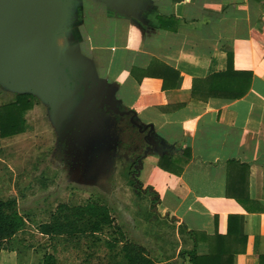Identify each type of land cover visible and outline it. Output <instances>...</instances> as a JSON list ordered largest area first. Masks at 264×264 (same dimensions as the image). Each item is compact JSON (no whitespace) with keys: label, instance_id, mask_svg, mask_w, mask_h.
<instances>
[{"label":"crops","instance_id":"crops-1","mask_svg":"<svg viewBox=\"0 0 264 264\" xmlns=\"http://www.w3.org/2000/svg\"><path fill=\"white\" fill-rule=\"evenodd\" d=\"M135 1L128 11L105 0H65L69 31L57 43L68 39L89 62L82 75L153 126L143 132L139 179L158 192L159 211L184 240L175 260L155 259L194 264V250L211 257L196 264H264V46L251 35L254 26L264 35V0ZM229 48L234 68L253 73L250 91L194 97V79L227 69ZM164 155L180 162V176L158 165ZM9 251L0 264L13 263Z\"/></svg>","mask_w":264,"mask_h":264},{"label":"rangeland","instance_id":"rangeland-1","mask_svg":"<svg viewBox=\"0 0 264 264\" xmlns=\"http://www.w3.org/2000/svg\"><path fill=\"white\" fill-rule=\"evenodd\" d=\"M68 42L65 47L56 44L66 50ZM1 85L0 106L16 95ZM72 87L74 107L67 123L56 122L52 104L38 97L24 114L26 130L0 137V199L15 197L26 216L23 229L7 242L9 260L42 264L46 253H54L58 264L121 263L120 231L153 259L175 260L184 248L182 232L154 205L135 166L145 151L144 133L133 129L127 117L101 110L97 97ZM88 202L108 206L120 230L107 227L100 242L40 232V224L50 221L60 204Z\"/></svg>","mask_w":264,"mask_h":264},{"label":"water","instance_id":"water-1","mask_svg":"<svg viewBox=\"0 0 264 264\" xmlns=\"http://www.w3.org/2000/svg\"><path fill=\"white\" fill-rule=\"evenodd\" d=\"M105 1L128 11L136 3L135 0ZM66 23L65 0H0V83L15 92H32L49 101L56 122L67 123L70 119L74 107L73 84L94 96L101 93L102 106L107 105L122 115L133 113L131 122L141 132L149 127L153 130L152 124L144 127L135 121L134 111L121 112L116 102L109 101L110 87H99L82 75L90 65L76 47L66 51L56 48L54 38L63 32ZM149 136L147 132L145 140L152 145Z\"/></svg>","mask_w":264,"mask_h":264},{"label":"trees","instance_id":"trees-1","mask_svg":"<svg viewBox=\"0 0 264 264\" xmlns=\"http://www.w3.org/2000/svg\"><path fill=\"white\" fill-rule=\"evenodd\" d=\"M251 35L264 46V35L257 27H253ZM228 67L224 71L214 72L205 78L194 79L192 93L199 99H209L211 97H222L228 99H238L245 96L251 88L253 73L250 71L236 70L234 68V50L229 48ZM179 74V73H178ZM181 76H178V82L181 83ZM164 78V86H167ZM37 101V97L32 92H17L15 99L0 106V136L2 138L22 133L26 130L25 112L32 109ZM139 132V131H138ZM140 133V132H139ZM158 165L170 172L171 177L180 176L182 166L179 161L171 155H164L159 159ZM152 199L154 205L160 203V195L152 188ZM26 216H24L18 207V201L15 197L0 199V252L10 250L7 242L11 240L24 225ZM120 230L118 225H114V219L111 209L97 202H88L85 204L71 205L62 203L57 207L56 212L48 222L40 224V232L50 238L65 237L75 238L93 237L97 241H102L99 236L107 227L112 226ZM194 242L197 241V234L190 232ZM122 262L117 264H158L153 259L146 248L133 242L125 237L120 231ZM182 254L184 253L181 252ZM190 261L194 264L202 259L209 257H200L192 250L188 251ZM213 256L218 253L210 254ZM223 254H219L221 257ZM234 254L232 255L233 258ZM263 260V259H262ZM42 264H58L57 257L54 253H46L43 257Z\"/></svg>","mask_w":264,"mask_h":264},{"label":"flooded vegetation","instance_id":"flooded-vegetation-1","mask_svg":"<svg viewBox=\"0 0 264 264\" xmlns=\"http://www.w3.org/2000/svg\"><path fill=\"white\" fill-rule=\"evenodd\" d=\"M68 49V47L66 48V50ZM63 51H65V50H63ZM73 85V84H72ZM71 85V86H72ZM97 86H99V85H97ZM99 87H103V86H99ZM109 87V86H108ZM72 89H73V87H72ZM81 89H83V88H81ZM75 95V94H74ZM113 96V97H112ZM93 97H97V99H95L96 101H97V104H99V105H101V110H105V111H107L108 113H113V114H115V115H117L118 117H122V118H124V117H127V120L129 121V124H130V126L131 127H135V128H137L138 130H139V128L137 127V126H135L132 122H131V116L133 115V113H131L130 115H122V114H120V113H117V112H115L114 111V109H112V108H110L109 106H107V105H105V106H102V104L100 103V98H101V93L99 94V95H97V96H94L93 95ZM107 99L109 100V101H112V102H116V104H117V106L119 107V109H120V111L121 112H125V111H128L129 109H127L126 107H123V105L120 103V101L118 100V98H116L114 95H113V91H112V94L110 95V96H108L107 97ZM98 105V106H99ZM124 119H126V118H124ZM135 121H137V119H136V117H135ZM138 122V121H137ZM139 123V122H138ZM140 124V123H139ZM140 131V130H139ZM140 162V161H139ZM135 166H139V164H135ZM142 189V188H141ZM147 189V188H146Z\"/></svg>","mask_w":264,"mask_h":264},{"label":"bare ground","instance_id":"bare-ground-1","mask_svg":"<svg viewBox=\"0 0 264 264\" xmlns=\"http://www.w3.org/2000/svg\"><path fill=\"white\" fill-rule=\"evenodd\" d=\"M68 31H69V30H67V31H65V32H61L60 34L56 35V37L54 38V44H55L56 48H57L58 50H60V51H63V50H61V49H59V48L57 47V44H56L57 39L60 38L61 36H64ZM65 51H66V50H65Z\"/></svg>","mask_w":264,"mask_h":264}]
</instances>
